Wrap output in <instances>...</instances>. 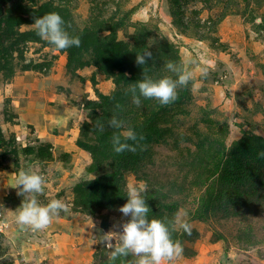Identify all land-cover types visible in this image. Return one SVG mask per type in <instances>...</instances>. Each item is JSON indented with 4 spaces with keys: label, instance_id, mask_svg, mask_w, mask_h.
I'll list each match as a JSON object with an SVG mask.
<instances>
[{
    "label": "rangeland",
    "instance_id": "1",
    "mask_svg": "<svg viewBox=\"0 0 264 264\" xmlns=\"http://www.w3.org/2000/svg\"><path fill=\"white\" fill-rule=\"evenodd\" d=\"M14 4L3 5L10 11ZM66 8L71 34L90 27L92 16H116L122 22L116 37L136 46L147 25L149 41L174 43L178 66L194 72L188 97L171 111L169 138L144 147L125 173L126 190L140 182L160 189L149 219L171 227L180 213L190 225V234L178 226L171 231L183 249L172 264H264V0H66ZM72 47L29 42L21 58L10 51L13 74L0 64V264H108L105 235L130 219L119 211L127 200L94 213L77 200V185L111 170L107 162L101 172H88L93 154L81 143L96 144L92 133L84 135L91 103L116 87L91 50L76 56ZM209 152L223 159L207 180ZM28 168L45 178L40 204L59 199L67 206L40 231L15 219L23 200L15 174ZM209 187L213 204L205 206ZM135 259L130 255L129 264Z\"/></svg>",
    "mask_w": 264,
    "mask_h": 264
},
{
    "label": "trees",
    "instance_id": "2",
    "mask_svg": "<svg viewBox=\"0 0 264 264\" xmlns=\"http://www.w3.org/2000/svg\"><path fill=\"white\" fill-rule=\"evenodd\" d=\"M6 1L11 0H0V64H2L1 70L3 72L13 74L14 69L11 67L12 55L10 51L17 52L21 58L27 43H39L42 40L34 29L21 31V27L32 25L34 17H41L51 12L58 13L65 22L64 26H66L68 25L70 13L66 8V0H48L40 6H38L39 0H27L29 3L15 0V4L10 11H6L7 6L3 5ZM113 1L120 2V0ZM56 2H58L57 5H55ZM179 3L180 0H175V4ZM99 17L101 16L99 15ZM115 17L102 21L92 16L90 27L76 35L71 34L72 30L70 28H68L69 31L65 29L68 33L70 32L71 36H78L81 41L79 47H72L71 53L78 56L82 51L86 53L91 50L94 65L106 76L113 79L116 87L113 94L100 95L98 101L91 103L90 122L84 128V135L88 138L89 134L92 133L96 141V144L81 143L85 149L93 154V163L88 168V172H101V168L107 162L110 163L109 167L111 168L110 171L100 174L93 180L82 181L76 187L77 200L82 203L80 208L89 213L117 207L126 202L125 173L134 170L139 158L136 154H140L144 147L160 144L169 138L171 129L168 127V122L170 121L169 118H173L171 111L176 107H180L189 95L188 87H183L182 91L177 92V99L168 105H161L156 100L144 99L143 97H141L140 106L132 102V95L127 92L130 84L142 79L143 74L153 79L163 76H172L173 79H176L175 75L168 72L164 65L168 61H173L179 65L180 56L177 46L165 38L162 39L163 41L158 39V41L151 43L149 38L152 31L147 25H143L136 46L118 40L116 33L122 22L117 21ZM13 36H15V42L11 44L10 40ZM146 49L152 52V59L145 65H138L136 54ZM71 60L73 61L74 58L71 57ZM177 90H180V88H177ZM116 105H120V108H117ZM113 116L124 122L125 129L117 130L109 126V121ZM99 125H103V131H100ZM126 129L133 130L137 135L136 142L127 141L130 145L136 146V151H125L117 154L113 151L111 138L114 134ZM140 137H143V139H140ZM2 140L4 139L0 138V142ZM219 153L216 157L209 152V161L212 162V166L209 169L206 166V171H208L207 180L216 176L221 167L220 162H222L223 157L217 159ZM251 176L254 177V175ZM227 178L230 181L238 182L240 175L238 178L237 176L232 177V175ZM159 192L160 189L150 187L143 193L150 209L148 217L155 212L159 197L157 193ZM206 193L207 198L203 199V204L209 206L213 204L211 187L207 189ZM171 236L174 241H177L176 235L171 233ZM128 257H120L108 264H129Z\"/></svg>",
    "mask_w": 264,
    "mask_h": 264
},
{
    "label": "clouds",
    "instance_id": "3",
    "mask_svg": "<svg viewBox=\"0 0 264 264\" xmlns=\"http://www.w3.org/2000/svg\"><path fill=\"white\" fill-rule=\"evenodd\" d=\"M33 19L34 23L29 27L55 50L80 46V38L71 36L65 30V22L58 13L51 12ZM151 59L152 52L148 49L136 54L138 65H145ZM164 67L175 75L176 79L172 76L153 79L143 74L142 79L129 85L127 92L132 95V102L135 105L140 106L141 97L156 100L161 105H168L177 99L178 87H187L193 81L194 72L182 65L178 66L175 62L168 61ZM199 71L202 75H207L206 68H200ZM195 87L193 84V89ZM116 107L120 108V105ZM109 126L117 130L125 129L124 122L115 116L109 121ZM99 129L103 131V125H99ZM128 140L137 141V135L131 129L114 134L111 138L113 151L117 154L125 151L135 152L136 146L127 143ZM15 176V188L19 189L18 195L22 196L23 200L14 213L16 223L22 228H30L32 231L44 230L59 217L62 211H67L66 204L59 199H52L46 205L38 202L37 195L43 192L46 183L44 176L32 168L21 169ZM144 192L146 185L143 182H140L139 187L133 184L127 186V203L120 207L119 211L130 219L118 225L119 231L105 235V246L112 250L110 257L112 261L131 254L136 257L134 264H172L180 257L183 249L179 241L172 239L171 231L178 226L190 234V225L180 213H177L171 229L169 224L160 219H149L150 209L142 195ZM186 215L184 213V216Z\"/></svg>",
    "mask_w": 264,
    "mask_h": 264
}]
</instances>
